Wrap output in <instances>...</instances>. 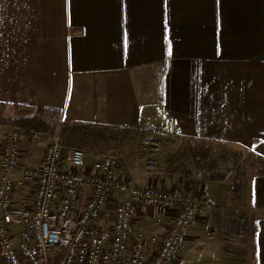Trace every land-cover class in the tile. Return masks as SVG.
<instances>
[{"label": "crops", "instance_id": "1", "mask_svg": "<svg viewBox=\"0 0 264 264\" xmlns=\"http://www.w3.org/2000/svg\"><path fill=\"white\" fill-rule=\"evenodd\" d=\"M0 105L42 117L59 111L67 126L142 131L158 143L225 144L264 163V0H0ZM42 151L22 144L19 168L36 166ZM85 155L89 170L96 157ZM145 173L118 161L132 186L178 177ZM226 183L184 191L220 205ZM213 210L187 231L185 251L198 247L215 264H233L235 251L225 254L230 244L219 236L197 243ZM249 214L254 264H264V172L252 178ZM158 217L157 209H136L134 228L158 234ZM179 261L189 263L183 255Z\"/></svg>", "mask_w": 264, "mask_h": 264}, {"label": "built area", "instance_id": "2", "mask_svg": "<svg viewBox=\"0 0 264 264\" xmlns=\"http://www.w3.org/2000/svg\"><path fill=\"white\" fill-rule=\"evenodd\" d=\"M42 118L63 125L59 111ZM31 138L44 144L36 166L19 168L20 130L0 145V264H173L192 224L217 206L204 193L134 187L112 156L96 157L86 170L85 152L62 145L60 131ZM143 145L153 169L160 143ZM149 208L162 211L155 235L134 228L136 209Z\"/></svg>", "mask_w": 264, "mask_h": 264}, {"label": "rangeland", "instance_id": "3", "mask_svg": "<svg viewBox=\"0 0 264 264\" xmlns=\"http://www.w3.org/2000/svg\"><path fill=\"white\" fill-rule=\"evenodd\" d=\"M28 110L19 109L14 107H8L4 105H0V118L1 119H11L19 114H26ZM29 114V113H28ZM53 125V124H52ZM64 124L62 125V127ZM56 127V132L61 129ZM61 127V128H62ZM17 128H13L10 126H0V145L3 140L5 134L12 130H16ZM19 130V129H17ZM22 144L25 149L34 150V152H41L44 148V144L42 142L33 140L32 135L25 136L22 131ZM35 133V132H34ZM54 133V134H55ZM52 134V135H54ZM151 141L149 137L143 133L142 131H132V130H122V131H109L106 136H104L103 141L98 142L97 145L92 148H83V151L90 155L91 157H100L103 155H108L115 157L121 166L132 165L136 170H142L144 173L158 175L162 172L163 168V160H165L166 156L172 154L176 151V149L181 144V140L173 137L168 140H161L160 148L162 149L160 156V162L153 169L147 167L146 158L143 157V148L144 142ZM214 149H219L220 146L223 145L211 144ZM231 150L237 152L242 156V163L240 169L236 171L233 176L228 180L227 189L228 195L225 203L217 205L214 210L211 212V216L205 219L207 223L203 230H206L202 233V236L199 234L200 239H198V244H202V242H211L213 238H219L225 242L229 243L231 249H233L236 253L230 258L233 260V264H254V247H253V230L249 231V228H252L255 223L253 222V217L249 214L251 209V181L252 178L258 174H261L263 171V165L261 162L257 160V158L249 155V153L239 150L238 147H230ZM141 149V152H140ZM145 173V174H146ZM193 173L186 177H176L174 182L165 181L162 185H153L151 187H157L159 189L170 190L173 188H179L181 190L193 191L191 188L194 187L196 182H201L200 180L193 177ZM178 178V179H177ZM182 180V182H181ZM186 180V181H183ZM176 181V182H175ZM142 184H138L134 187H141ZM144 187H148L147 185ZM159 215H162V211H158ZM218 215V219L215 220L216 224L219 226L220 231H216V228L212 227L211 219L214 214ZM215 216V215H214ZM209 223V225H208ZM195 224V223H194ZM192 224V226L194 225ZM200 224H203L202 222ZM247 224V225H246ZM191 226V227H192ZM190 227V228H191ZM201 228V226H199ZM189 228V229H190ZM254 228V227H253ZM248 230V232H247ZM187 236L184 238V242L174 259L173 264H179V258L181 255L184 256L186 260H189V263L185 264H215L213 255L207 253H201L198 247L191 253V247H187L185 251V242ZM216 238L214 241H216ZM213 244V242H212ZM211 244V245H212ZM208 245L207 243L205 246ZM209 247V246H208ZM206 249V248H205ZM184 251V252H183ZM204 251V249L202 250ZM183 261V260H182ZM180 264H182L180 262Z\"/></svg>", "mask_w": 264, "mask_h": 264}, {"label": "trees", "instance_id": "4", "mask_svg": "<svg viewBox=\"0 0 264 264\" xmlns=\"http://www.w3.org/2000/svg\"><path fill=\"white\" fill-rule=\"evenodd\" d=\"M0 126H10L31 136L34 132H43L52 135L56 132L55 125L47 123L41 112L19 114L11 119H1ZM110 130L104 127H74L64 125L60 130V142L64 146L77 148H92L103 141ZM181 144L175 152L166 156L163 162L162 173L169 177L186 178L192 173L193 177L205 182H225L240 169L242 156L231 150L227 145L214 149L211 144L200 139L179 138ZM264 167V163H261ZM264 172V168L263 171ZM261 172V173H262ZM225 254H231L229 247L223 246Z\"/></svg>", "mask_w": 264, "mask_h": 264}]
</instances>
